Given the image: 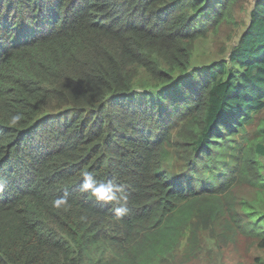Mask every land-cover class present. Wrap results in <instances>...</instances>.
Masks as SVG:
<instances>
[{
    "label": "trees",
    "instance_id": "1",
    "mask_svg": "<svg viewBox=\"0 0 264 264\" xmlns=\"http://www.w3.org/2000/svg\"><path fill=\"white\" fill-rule=\"evenodd\" d=\"M237 1L0 0V264H140L221 218L264 249V0L195 60Z\"/></svg>",
    "mask_w": 264,
    "mask_h": 264
},
{
    "label": "rangeland",
    "instance_id": "2",
    "mask_svg": "<svg viewBox=\"0 0 264 264\" xmlns=\"http://www.w3.org/2000/svg\"><path fill=\"white\" fill-rule=\"evenodd\" d=\"M253 4L254 0H238L232 11L233 21L224 23L206 39L196 43V65L208 64L227 55V51L237 42L248 24L249 11ZM235 193L238 200L249 197L252 199L255 196V191L248 186L238 187ZM218 225L219 234L214 239H211L208 233L199 234L198 250L194 251L188 246L186 231L182 229L173 236L172 243L167 249L149 256L146 254L140 264H264V249L259 248V241L256 238L236 235L234 231L228 229L224 218L218 221ZM110 255L112 252L104 254V260L100 264H117L114 257V259L111 257L112 260L109 259Z\"/></svg>",
    "mask_w": 264,
    "mask_h": 264
},
{
    "label": "clouds",
    "instance_id": "3",
    "mask_svg": "<svg viewBox=\"0 0 264 264\" xmlns=\"http://www.w3.org/2000/svg\"><path fill=\"white\" fill-rule=\"evenodd\" d=\"M20 119L21 117L19 115L13 116L10 123L15 126ZM94 184L96 185V187L93 186ZM80 188L84 192L90 191L91 194L97 196L98 199H110L117 202L119 201L117 193L120 192L121 189L118 186L112 185L110 183H98L89 172L83 173ZM99 189H104L105 196H98ZM52 206L56 209L66 210L70 206L68 196L65 195L57 197L52 202ZM129 211L130 209L126 205H121L114 209V215L117 219H121L122 217L127 215Z\"/></svg>",
    "mask_w": 264,
    "mask_h": 264
}]
</instances>
